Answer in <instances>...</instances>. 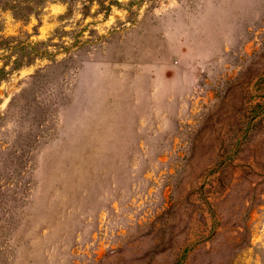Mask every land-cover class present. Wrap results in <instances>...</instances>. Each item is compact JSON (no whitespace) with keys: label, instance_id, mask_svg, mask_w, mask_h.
I'll return each instance as SVG.
<instances>
[{"label":"rangeland","instance_id":"1","mask_svg":"<svg viewBox=\"0 0 264 264\" xmlns=\"http://www.w3.org/2000/svg\"><path fill=\"white\" fill-rule=\"evenodd\" d=\"M262 144L264 0H0V264H264Z\"/></svg>","mask_w":264,"mask_h":264},{"label":"trees","instance_id":"2","mask_svg":"<svg viewBox=\"0 0 264 264\" xmlns=\"http://www.w3.org/2000/svg\"><path fill=\"white\" fill-rule=\"evenodd\" d=\"M262 114H260V116H258V120H261L262 118ZM253 167H257V169L260 170H264V144H262V146L258 149L257 154L254 157V160L252 159V161L249 162V169L246 173V176H249L250 173H255V169H252ZM246 176H244L243 178L246 179Z\"/></svg>","mask_w":264,"mask_h":264}]
</instances>
